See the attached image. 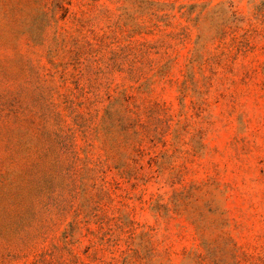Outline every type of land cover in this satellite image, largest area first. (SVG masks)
Segmentation results:
<instances>
[{"label": "rangeland", "instance_id": "1", "mask_svg": "<svg viewBox=\"0 0 264 264\" xmlns=\"http://www.w3.org/2000/svg\"><path fill=\"white\" fill-rule=\"evenodd\" d=\"M0 264H264V0H0Z\"/></svg>", "mask_w": 264, "mask_h": 264}]
</instances>
